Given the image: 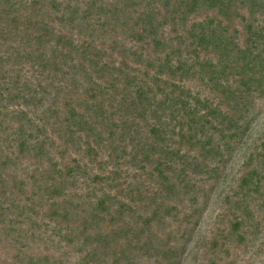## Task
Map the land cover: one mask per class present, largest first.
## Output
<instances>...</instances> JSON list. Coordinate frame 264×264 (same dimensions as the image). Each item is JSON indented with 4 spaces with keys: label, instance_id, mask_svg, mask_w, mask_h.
I'll return each mask as SVG.
<instances>
[{
    "label": "rangeland",
    "instance_id": "374dc122",
    "mask_svg": "<svg viewBox=\"0 0 264 264\" xmlns=\"http://www.w3.org/2000/svg\"><path fill=\"white\" fill-rule=\"evenodd\" d=\"M210 15L201 11L186 25L167 26L163 39L168 49L182 41L180 58L194 61L195 53H189L193 48L184 47L190 43L188 29ZM259 19L264 21V16ZM234 28L242 31L241 23L236 21ZM64 33L81 42L76 31ZM118 34L117 41H113L115 33L98 41L105 48L117 42L118 50L108 49L104 61L141 84H72L65 75L67 67L49 84L50 72L42 73L31 62L11 64L16 52L12 40L9 46L0 42V56L6 58L0 65V81L5 78L3 71L5 75L9 70L17 81L13 89L37 90L30 106L24 101H0V183H4L0 264H24L28 255L47 256L51 264H87L89 236L122 229L132 239L137 234L141 242L132 244L140 254L135 264H264V98L248 95L247 106L241 107L250 120L249 130L232 140L227 131L230 141L208 160L187 147L181 151L185 161L171 155L170 149L161 152L165 145L157 146L156 140L175 150L180 145L177 112H171L175 108L168 102L161 107L162 89L182 84L176 79L175 84H164L166 75L157 72L168 49L157 51L152 45L145 49L139 44L135 49L143 52V60L135 63L134 56L120 53L133 44L122 32ZM243 40L241 35L240 44ZM178 58V53L172 55L174 64ZM191 76L183 82L191 104L198 103L201 112L203 106L225 108L220 94L201 75ZM90 86L98 89V102L105 111L89 112L88 119L95 118L96 123L72 134L66 128L67 96H84L83 90ZM137 86L147 91L152 102L145 110L134 97ZM80 102L91 107L97 101ZM19 110L28 115L24 136L41 144V149L19 151L15 142ZM158 120L166 135L155 138L151 128L158 126ZM210 129L207 125L200 136L211 134ZM143 245L148 248L142 249Z\"/></svg>",
    "mask_w": 264,
    "mask_h": 264
},
{
    "label": "trees",
    "instance_id": "16d2710c",
    "mask_svg": "<svg viewBox=\"0 0 264 264\" xmlns=\"http://www.w3.org/2000/svg\"><path fill=\"white\" fill-rule=\"evenodd\" d=\"M201 11L213 15L190 26L187 35L190 43L184 47H187L186 51H189V47L193 48L189 53L196 56L192 62L182 60V41H179V46L168 49L163 39L165 28L186 25L191 16ZM262 16L264 0H0V42L9 46L12 40L11 46L16 52H13L11 64L14 61L21 65L31 62L41 68L42 73L50 72L49 84L55 83L54 79L63 73L64 67L69 68L65 75L72 84H102L103 81L107 84H141L132 82L129 74L121 75L108 61H104L105 55L109 54L108 49L111 52L118 50L117 42L109 48L104 47V42V45L98 44V41L111 37V33L116 35L113 41H117L119 31L126 36L128 43L133 44L129 48L125 46L120 53L126 57L134 56L135 63L143 60V52L135 49L139 44L142 48L146 46L145 49L151 45L157 51L168 49L164 59L158 63L157 72L166 75L164 84H175L172 80L176 79L182 85H174L171 89L167 86L168 91L162 89L163 98L159 101L163 109L168 102L171 108H175L171 112H177L174 119L179 126L177 135L180 145L175 150L159 140L155 143L159 147L165 145L161 152L167 154L170 149L171 155L184 161L185 156L181 155L183 147H187V151H196L205 161L212 152L220 151L222 143L228 144L249 130L250 120L245 119V112L242 114L248 95L257 94L264 98V21L259 19ZM236 21L241 23L242 31L231 29ZM64 30L76 31L81 36V42L75 43L74 38L65 34ZM241 35L244 37L242 44L239 42ZM175 53L179 54L176 64L172 59ZM202 54L203 60L198 61ZM0 57V60L4 58L1 65L6 58ZM192 73L201 75L220 94L225 108L219 105L214 108L203 106L201 112L198 103L191 104L190 93L183 82L190 79ZM2 75L5 78L0 81L1 102L24 101V105L34 104L37 90L32 92L29 86H15L13 89L17 84L15 76L9 70L5 71V75L3 71ZM43 81L38 84H43ZM97 90L90 86L83 90L84 96H67L66 128L72 134L81 131L87 123H96L95 118L88 119L89 112L105 111L103 103L98 102ZM134 97L144 110L146 104L152 103L141 86L135 88ZM82 99L97 102L93 103L94 106L84 107L80 102ZM16 112L20 121L15 138L19 151L25 153L33 148L41 149V144H32L30 138L24 136L25 125L28 124L27 113L23 110ZM242 119L244 122L239 126ZM162 125L163 122L158 120V126L151 128L155 138L166 135ZM207 125L214 131L210 129L211 134L200 136ZM227 131H231L230 140L227 139ZM215 133L218 137H215ZM152 147L155 145L152 144ZM243 182L248 184L249 180L243 179ZM2 184L0 187H3ZM89 237L84 255L87 264H135V259L140 256L132 246L141 243L137 234L132 239L124 229L100 232ZM122 239L125 242L120 245ZM118 246L121 249L115 251L114 248ZM144 248L148 247L143 245ZM156 255L166 261L160 252ZM24 264H51V261L47 256L28 255Z\"/></svg>",
    "mask_w": 264,
    "mask_h": 264
}]
</instances>
